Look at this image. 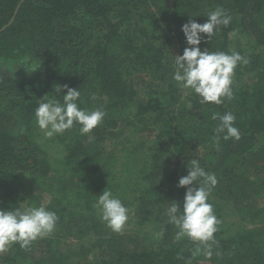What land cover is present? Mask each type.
Wrapping results in <instances>:
<instances>
[{
	"label": "trees",
	"instance_id": "1",
	"mask_svg": "<svg viewBox=\"0 0 264 264\" xmlns=\"http://www.w3.org/2000/svg\"><path fill=\"white\" fill-rule=\"evenodd\" d=\"M217 8L231 22L199 47L249 63L235 69L231 100L201 104L173 80L174 61L188 47L182 26ZM65 85L81 108L106 113L91 143L77 124L53 138L36 124L38 104L62 100ZM227 112L240 139L221 133L217 149L212 116ZM192 159L218 180L210 258L193 257L166 214L183 207ZM105 190L129 210L125 228L156 227L143 248L84 228L106 226L94 207ZM41 206L59 217L55 230L13 244L0 264H264V0H0V210Z\"/></svg>",
	"mask_w": 264,
	"mask_h": 264
},
{
	"label": "clouds",
	"instance_id": "2",
	"mask_svg": "<svg viewBox=\"0 0 264 264\" xmlns=\"http://www.w3.org/2000/svg\"><path fill=\"white\" fill-rule=\"evenodd\" d=\"M230 22L231 16L227 11L217 8L207 14L206 23L201 25L190 19L181 28L188 47H185L182 55H175L172 78L179 88L197 94L201 104L220 105L225 99L231 100L235 69L240 64L249 63L246 57L234 50L228 54L207 49L202 51L199 47L202 43L201 34L211 40ZM37 68V65H33L28 70L31 72ZM64 89L66 95L62 96V100L50 98L38 104L35 109L36 124L45 138L63 134L77 124L80 134L86 135L91 143L94 140L91 133L102 123L106 113L99 108H81L78 103L80 90L66 85ZM56 90L60 93L63 89L57 86ZM91 99H96L95 94H92ZM212 119L219 121L212 141L217 149L221 133L224 134V140L240 139V132L234 126L236 117L231 112L223 115L214 113ZM189 163L191 167L188 164V175L180 178L178 183V187L186 189L183 207L181 209L178 203L171 202L166 214L168 223L178 229L175 239L179 241L187 238L193 242V257L203 251L210 258L213 254L212 246L217 243L214 234L218 231L220 221L208 200L218 180L215 174L206 172L197 159H192ZM96 201L94 207L100 210L101 220L113 232L122 234L129 220V210L122 201L108 190L96 198ZM58 221L57 214L43 206L0 210V253L6 252L13 244H19L22 249L29 248L32 242L49 236Z\"/></svg>",
	"mask_w": 264,
	"mask_h": 264
},
{
	"label": "rangeland",
	"instance_id": "3",
	"mask_svg": "<svg viewBox=\"0 0 264 264\" xmlns=\"http://www.w3.org/2000/svg\"><path fill=\"white\" fill-rule=\"evenodd\" d=\"M239 42H240L239 39H236V42H235L236 46H240V44H238ZM182 92L185 95H187L189 93L188 90H184V89H182ZM14 129L16 130V132H18V131H24V126H19L17 128L15 127ZM239 222L240 221H238L237 223H235V226ZM83 225H84V228L85 229H86V226L91 225L90 228L92 229V233L96 237L98 236V234L103 233V230H105L104 231V234L102 236L103 238H106L109 235L111 236L112 234H117V233L113 232L111 229L107 228L106 226H103V225L97 226V225H95V223L93 222V220H89L88 223L86 221H84L83 222ZM235 226H234V228H235ZM155 230H156V227H148L145 231H143V233H145L143 235V233H141L139 230L135 231L134 228H132V227L125 228L123 230L122 234H117V235H120V236L122 235V237H123L121 239V241H119L120 243H118V245L121 244V243H123L127 248H130V249H134L135 247H137V248H143L144 245H145V243L148 242V240H146V237L155 234ZM171 231H174V233H175V232L178 231V229L174 225L172 227Z\"/></svg>",
	"mask_w": 264,
	"mask_h": 264
},
{
	"label": "water",
	"instance_id": "4",
	"mask_svg": "<svg viewBox=\"0 0 264 264\" xmlns=\"http://www.w3.org/2000/svg\"><path fill=\"white\" fill-rule=\"evenodd\" d=\"M16 13H17V11H16Z\"/></svg>",
	"mask_w": 264,
	"mask_h": 264
}]
</instances>
